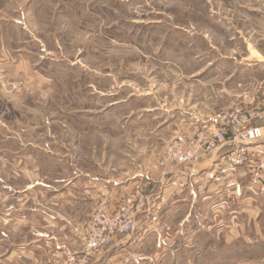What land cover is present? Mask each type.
I'll use <instances>...</instances> for the list:
<instances>
[{
	"label": "rangeland",
	"instance_id": "rangeland-1",
	"mask_svg": "<svg viewBox=\"0 0 264 264\" xmlns=\"http://www.w3.org/2000/svg\"><path fill=\"white\" fill-rule=\"evenodd\" d=\"M237 106L264 111V0H0V264H63L99 209L134 225L103 251L147 235L156 264H264V141L160 193L176 136ZM230 182L218 210L199 190Z\"/></svg>",
	"mask_w": 264,
	"mask_h": 264
},
{
	"label": "built area",
	"instance_id": "built-area-1",
	"mask_svg": "<svg viewBox=\"0 0 264 264\" xmlns=\"http://www.w3.org/2000/svg\"><path fill=\"white\" fill-rule=\"evenodd\" d=\"M222 121L224 129L213 136L206 132L177 135L159 166L164 172L171 173L179 166L189 165L193 167V174H197L215 161L219 165L226 162L230 170L235 171L241 163V156L257 149L258 144L264 141V111L237 106L227 112ZM227 131L231 133L228 141ZM229 145H234L232 151L220 155L219 151ZM235 186L239 188L237 183L233 184ZM92 224L82 250L65 259L63 264H91L93 256L107 247L116 232H129L134 227L131 221L124 223L119 217L113 219L105 209L97 211Z\"/></svg>",
	"mask_w": 264,
	"mask_h": 264
},
{
	"label": "crops",
	"instance_id": "crops-1",
	"mask_svg": "<svg viewBox=\"0 0 264 264\" xmlns=\"http://www.w3.org/2000/svg\"><path fill=\"white\" fill-rule=\"evenodd\" d=\"M215 122H216V120L214 121V123ZM215 124L217 125V123H215ZM218 166H216V167L218 168ZM206 170H207V168L200 171V173L193 174V167H191L189 165H183V166H179V167L175 168L174 171H172L171 173L163 172L160 174V177H158V181L161 185L160 191H162L160 193H163V191H164L163 187H164L166 178L167 177H173V178H175L176 183L177 182L180 183L181 181H183L182 185L180 183L181 186L179 187L180 189L177 191V193H178V195H180L179 197H184V194H185L184 192L186 191V189H190V188H182V187H184L183 185H185L184 183H185V180L187 178H189L193 181L196 179L203 180L202 178H208V177L214 175L218 169L212 168V169H209L207 171ZM227 178H229V177H227ZM234 183L235 182H232V183L230 182V183H228L229 184L228 186L222 185V188L219 187L220 189H213V190L209 185L204 183L199 188V190H203L202 191L203 194L208 195V197L210 199H213L212 202L215 203V208H216V210H218V209L223 208V206L225 205L224 199L227 196H230L227 191L234 190V188L237 187V186L232 187ZM222 184H224V182ZM263 191H264V189L259 190V192H263ZM150 196L154 197L153 195H150ZM231 196H233V195H231ZM151 197H149V199L147 200L146 208L144 210H142L141 212L146 213L148 211V209L151 206ZM150 223H151V221L143 222V223H141L142 224L141 227L146 226ZM119 237L120 236L115 237L113 244L110 247H108L107 250L102 251L101 253L94 255L92 258L91 264H102V260L104 258L106 259V262H105L106 264H156L155 256L157 255L156 254L157 251H156L155 246L152 247L153 246L152 244L154 243V241L156 243L155 238L154 239L150 238L147 235H142V236L129 235L124 239L119 238ZM135 243H137L138 246H134ZM34 246H35L34 244L26 245V247H28V248L34 247ZM122 247H124L123 248L124 251H120V250L118 251L117 250V249L122 248ZM134 247H137V250L139 249L138 250L139 252L132 250ZM150 251H155V252L151 253ZM9 254H10V257H13V255H14L13 252H10Z\"/></svg>",
	"mask_w": 264,
	"mask_h": 264
},
{
	"label": "bare ground",
	"instance_id": "bare-ground-1",
	"mask_svg": "<svg viewBox=\"0 0 264 264\" xmlns=\"http://www.w3.org/2000/svg\"><path fill=\"white\" fill-rule=\"evenodd\" d=\"M214 162H215V161H213V163L210 165V167H212V166H213Z\"/></svg>",
	"mask_w": 264,
	"mask_h": 264
}]
</instances>
